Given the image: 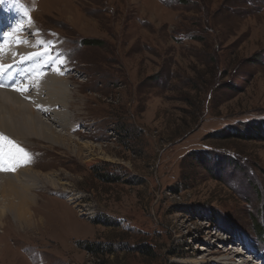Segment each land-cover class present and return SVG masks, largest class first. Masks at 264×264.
I'll return each mask as SVG.
<instances>
[{
  "label": "rangeland",
  "instance_id": "obj_1",
  "mask_svg": "<svg viewBox=\"0 0 264 264\" xmlns=\"http://www.w3.org/2000/svg\"><path fill=\"white\" fill-rule=\"evenodd\" d=\"M23 2L3 62L52 47L69 124L28 137L51 179L2 215L0 264H264V0Z\"/></svg>",
  "mask_w": 264,
  "mask_h": 264
},
{
  "label": "bare ground",
  "instance_id": "obj_2",
  "mask_svg": "<svg viewBox=\"0 0 264 264\" xmlns=\"http://www.w3.org/2000/svg\"><path fill=\"white\" fill-rule=\"evenodd\" d=\"M5 13H8L9 15ZM7 16L10 20L9 23H7L6 20V22L3 25L0 24V29L3 30L0 31L1 32L0 43L2 40L5 39V34L2 33H9V32L11 33V35L7 36L9 40L6 42V46H4L5 43H3L4 45L1 44V46L3 45L4 48H3V54L0 55L3 58H1L0 60L3 61H6L5 59L7 58L9 59V61H11L10 60L11 58L9 56H13L12 52L14 50L17 51L22 50L20 48V42L18 41L29 38L28 36L30 34L26 36L25 32H27V34L28 33L32 34L33 33L32 30L34 31L33 27L35 26V23L32 20V18L31 20L33 27L29 24L27 19L23 18L22 13L14 8H9L8 10H4V12L2 13L0 12V21L1 19H3V17H7ZM14 17L16 21L12 20ZM17 22H21L22 30L13 31V28L17 24ZM35 33L36 32H34V34ZM28 42L31 43L30 41ZM38 44L40 43L36 41L35 45ZM53 46L56 47V45ZM42 47L48 49L47 53H44L42 62L39 63L35 61L36 63L31 62L30 64L28 62H19L20 59L15 60L16 62H11V65H13L12 69L13 68L15 69L11 71L9 75H6L4 78H0V84L4 85V87H0V132H3L5 135L16 141L27 151L33 149L30 143L31 140L29 141L28 138L31 136L38 137L47 142L54 140L57 144L62 146L66 145L65 142H63V140L61 139L62 131L56 129L51 123L52 121H54L55 123L58 122L59 120V122H61L60 125L63 128L68 127L69 124L68 118L66 117L62 118L61 116L64 114H61L62 113L61 110L60 111L58 110V108L64 109L63 107L67 103L66 99L68 97V92L65 87L66 85L64 78L65 71L61 70L59 66V62L55 61L56 59L54 60L55 57L53 58V55L51 54L54 51L53 48L52 47L49 48L48 46H46V44L45 46L43 45ZM45 49H43L44 52ZM29 54L31 53L29 52ZM26 63L27 65H25ZM24 65L25 67H21ZM53 70L54 72L50 73V71ZM35 72H43L45 73V75L43 79L39 81V87H33L32 91L34 95L30 96L28 94L29 91H31V88L28 92L21 94L20 92H17L12 87H10V85H12L14 82H17L18 84V82L22 81L21 83H19L21 86L33 83L34 82L33 77ZM60 72H62L63 74L62 75L59 74ZM45 105H49L50 107L49 108L50 110L47 112V114L51 115L52 113H56L57 117L55 120H54L55 117L53 118L54 115L49 116L48 120L44 119L43 114L45 113L42 109L45 107ZM54 106L56 107L58 106V107L55 108ZM58 115L61 116L59 117ZM30 154L32 155L31 163L27 164L26 166H22L18 168L15 173H0V194H2L0 195L1 196L0 204L3 205V207H0V220L2 215H4L5 213L7 214L10 213L14 215L15 219L17 218L19 221L23 222V220H25L26 222L27 221L29 222L30 219H28L27 217L26 208L30 203L29 201L30 197L37 195L31 193L33 188L36 186L34 184V181L39 180V177L41 176H43V178L48 181H50L51 179L49 175H47V173L44 174V173L35 172L36 171L35 166H38L37 163L39 161L36 160L35 157L36 154L33 153ZM42 166H44V164H42ZM42 166L40 165L41 168ZM45 189H47V187ZM32 200H34V198ZM32 200L31 202L33 203ZM229 253L230 252L228 250L226 254ZM243 262H245L246 264H251L250 259H247L246 261Z\"/></svg>",
  "mask_w": 264,
  "mask_h": 264
},
{
  "label": "snow or ice",
  "instance_id": "obj_3",
  "mask_svg": "<svg viewBox=\"0 0 264 264\" xmlns=\"http://www.w3.org/2000/svg\"><path fill=\"white\" fill-rule=\"evenodd\" d=\"M7 5L9 8H14L17 11L21 12L24 19H27L29 24L32 23L30 12L31 7L23 2V0H0V6ZM22 30L21 22H17L14 26L13 31ZM11 35V33H5V37ZM18 42L23 43V40H19ZM41 44H44V41H40ZM48 49H45V53H47ZM3 54V48H0V55ZM41 53H33L31 55L24 56L21 60H29L34 56H39ZM60 63H64L63 59H60ZM13 65L5 64L3 60H0V78H4L6 75L10 74V70ZM59 74H63L60 72ZM45 73L43 72H35L33 77V83L26 84L21 86L20 84L13 83L10 85L15 91L24 94L28 92L32 87H39V81H41L44 77ZM0 87H4V85L0 84ZM32 162V155L23 148L16 141L5 135L3 132H0V173H15L18 168L22 166H26L27 164Z\"/></svg>",
  "mask_w": 264,
  "mask_h": 264
},
{
  "label": "trees",
  "instance_id": "obj_4",
  "mask_svg": "<svg viewBox=\"0 0 264 264\" xmlns=\"http://www.w3.org/2000/svg\"><path fill=\"white\" fill-rule=\"evenodd\" d=\"M88 249H91L92 250L91 246H88Z\"/></svg>",
  "mask_w": 264,
  "mask_h": 264
}]
</instances>
